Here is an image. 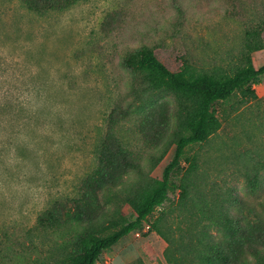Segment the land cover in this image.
Returning a JSON list of instances; mask_svg holds the SVG:
<instances>
[{"label": "rangeland", "instance_id": "1", "mask_svg": "<svg viewBox=\"0 0 264 264\" xmlns=\"http://www.w3.org/2000/svg\"><path fill=\"white\" fill-rule=\"evenodd\" d=\"M249 42L264 66V0H81L45 12L0 0V264L72 260L85 238L134 221L162 180L187 135L186 102L155 90L128 64L134 54L147 46L172 72L219 76L244 65ZM253 90L215 105L222 126L186 149L169 201L96 264H230L221 252L245 240L259 243L249 264H264V77ZM47 213L52 225H40ZM160 216L169 240L152 228Z\"/></svg>", "mask_w": 264, "mask_h": 264}, {"label": "trees", "instance_id": "2", "mask_svg": "<svg viewBox=\"0 0 264 264\" xmlns=\"http://www.w3.org/2000/svg\"><path fill=\"white\" fill-rule=\"evenodd\" d=\"M30 10L45 12L55 9L62 10L75 5L81 0H20ZM263 46L247 44L243 55L244 65L237 68L233 74L204 73L196 74L184 69L180 72L169 70L155 55L154 51L147 46L142 47L129 60L128 64L146 73L152 87L157 91H171L180 95L186 102V115L184 125L187 135L181 137L176 145L173 160L166 166L163 178L158 186L146 195L136 209V219L122 226L117 231L105 237H87L81 243L76 256L72 260L63 261L59 264H96L100 256L107 250L119 243L124 237L137 230L154 211L164 206L170 199L171 178L175 171L181 167L186 149L195 144L206 143L221 128V121L217 117L214 107L217 103L226 102L235 94L256 97L253 90L264 77V66L256 68L252 52L262 50ZM195 161L189 163V169L181 179L179 186L180 198L183 201L191 192V178L195 174ZM163 217L160 216L153 224L154 231L161 237L168 239L160 224ZM54 217L52 213L43 214L39 217L40 225H52ZM259 238V237H258ZM201 240L193 241L198 245ZM246 242V243H245ZM169 243V242H168ZM245 247H239L232 252H221L220 256H232L230 264H249L248 251L256 257L259 256V243L244 241ZM206 244V243H205ZM210 247L209 244H206ZM142 264V262H140Z\"/></svg>", "mask_w": 264, "mask_h": 264}]
</instances>
